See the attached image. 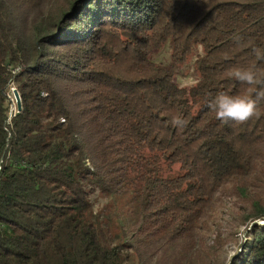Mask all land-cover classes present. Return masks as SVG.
Returning a JSON list of instances; mask_svg holds the SVG:
<instances>
[{"label":"trees","instance_id":"obj_1","mask_svg":"<svg viewBox=\"0 0 264 264\" xmlns=\"http://www.w3.org/2000/svg\"><path fill=\"white\" fill-rule=\"evenodd\" d=\"M252 48L264 0H0V264H264V115L208 107Z\"/></svg>","mask_w":264,"mask_h":264},{"label":"clouds","instance_id":"obj_2","mask_svg":"<svg viewBox=\"0 0 264 264\" xmlns=\"http://www.w3.org/2000/svg\"><path fill=\"white\" fill-rule=\"evenodd\" d=\"M239 42V38H237ZM252 53L257 60L264 61V50L252 48ZM229 76L240 84L247 86L251 94L230 95L227 93L218 94L208 103L209 109L215 113L217 120L228 123L244 124L252 119H259L264 115V69L251 67H234L230 70ZM173 127L182 129L187 121L179 115L171 118Z\"/></svg>","mask_w":264,"mask_h":264},{"label":"rangeland","instance_id":"obj_3","mask_svg":"<svg viewBox=\"0 0 264 264\" xmlns=\"http://www.w3.org/2000/svg\"><path fill=\"white\" fill-rule=\"evenodd\" d=\"M166 56V53H163L159 59H161L162 57L165 58ZM193 82V78L192 77H187V78H179L178 79V83L181 85V86H184V85H189ZM14 86V85H13ZM15 88V87H14ZM14 98V97H13ZM14 107V105H13ZM93 197V196H92ZM120 201V200H119ZM105 200L104 199H99L98 201L95 202L94 204V210L95 211H102V215H100V217H103V209H106L105 207ZM117 206H121V203L117 204ZM227 209L226 208H221L219 210V213L218 214V217L219 219L218 220V223H221L223 224L224 223V219L227 218ZM264 225V224H262ZM242 230L243 228L239 229V234L237 235V241L238 243L242 242V244L244 245L245 242L243 241V233H242ZM250 236V235H249ZM249 239V237H248ZM248 247V241L246 243V248ZM239 248L237 247V244L236 243H230L229 245H227L225 247V252H226V255L228 258L232 257L234 254H238L239 253Z\"/></svg>","mask_w":264,"mask_h":264},{"label":"built area","instance_id":"obj_4","mask_svg":"<svg viewBox=\"0 0 264 264\" xmlns=\"http://www.w3.org/2000/svg\"><path fill=\"white\" fill-rule=\"evenodd\" d=\"M8 92H9V95H10L11 100H12L13 105H14V107H12V109H11V111H13V110H15V105H16L15 98H13V97H14V92H16V91H15V88L12 84L9 86Z\"/></svg>","mask_w":264,"mask_h":264},{"label":"water","instance_id":"obj_5","mask_svg":"<svg viewBox=\"0 0 264 264\" xmlns=\"http://www.w3.org/2000/svg\"><path fill=\"white\" fill-rule=\"evenodd\" d=\"M14 98H15L17 110L20 111L21 110V103H20V98H19V95L17 92H14Z\"/></svg>","mask_w":264,"mask_h":264},{"label":"bare ground","instance_id":"obj_6","mask_svg":"<svg viewBox=\"0 0 264 264\" xmlns=\"http://www.w3.org/2000/svg\"><path fill=\"white\" fill-rule=\"evenodd\" d=\"M16 91V90H15Z\"/></svg>","mask_w":264,"mask_h":264}]
</instances>
